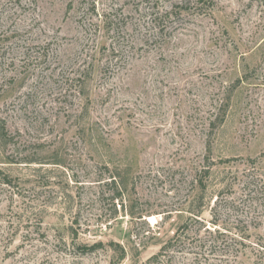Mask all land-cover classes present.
Here are the masks:
<instances>
[{
	"label": "rangeland",
	"instance_id": "rangeland-1",
	"mask_svg": "<svg viewBox=\"0 0 264 264\" xmlns=\"http://www.w3.org/2000/svg\"><path fill=\"white\" fill-rule=\"evenodd\" d=\"M259 219L264 0H0V264H264Z\"/></svg>",
	"mask_w": 264,
	"mask_h": 264
},
{
	"label": "trees",
	"instance_id": "trees-1",
	"mask_svg": "<svg viewBox=\"0 0 264 264\" xmlns=\"http://www.w3.org/2000/svg\"><path fill=\"white\" fill-rule=\"evenodd\" d=\"M5 134L7 135V132L5 131ZM209 172V171H208ZM3 177L5 178V180H7L6 178V176L5 175H3ZM9 180V179H8ZM6 182H10V180L9 181H6ZM227 202V201H225V200H223V197L222 198H220L219 196L217 197V199L215 200V203H216V205L217 206H215V204H214V206H213V208L212 209H215V207H218L219 205H220V203L221 202ZM229 203H233L232 201H229ZM230 208H232V209H235L236 208V205L235 206H233L232 207V205H230ZM243 212V211H242ZM247 214V213H246ZM214 219L212 220V223H213V225H214V239H218V237H229V235H238L237 233H243V235L241 236V240H244V239H246L247 237H248V234H246L247 233V230H248V228H249V230H250V227L248 226V221H246L245 220V218H244V216H245V214L244 213H241V217L242 218H239L238 220L240 221V223L239 222H237L236 224L237 225H232L230 228L231 229H228V228H225V227H222V225L221 224H225L224 223V221L219 217V215H218V212L216 211V212H214ZM248 216V215H247ZM246 216V217H247ZM260 221H261V223H264V221H262L261 219H259ZM242 225V226H241ZM228 226V225H227ZM222 227V228H221ZM241 227V228H240ZM255 227V226H254ZM237 229V231L236 232H234L235 230ZM220 230H223V231H220ZM211 234H213V232L211 231ZM239 236V235H238ZM177 239H178V235H176V236H173L172 238H170L169 239V241L163 246V248H162V250L160 251V253H158V254H156V255H153L151 258H150V261L149 262H153V261H156V260H158L159 259V257H160V255L159 254H161V252L162 251H164V250H167V249H169V248H171V247H173L174 245V243H173V241L174 242H176L177 241ZM241 243H243L244 241H240ZM213 243V242H212ZM112 244H115V243H112ZM258 244V243H257ZM102 246H104V244L102 243V242H98V243H94V244H92V245H87V244H85V245H83V246H81L80 248H81V250H82V252H84V253H86V252H90V251H94V250H96V249H98V248H100V247H102ZM263 247V245H260V248H262ZM262 249H264V248H262ZM124 255H125V251H124V249H123V253L121 254V259L122 258H124Z\"/></svg>",
	"mask_w": 264,
	"mask_h": 264
}]
</instances>
